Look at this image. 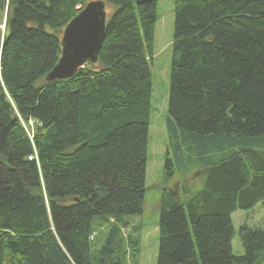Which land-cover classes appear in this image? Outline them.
Instances as JSON below:
<instances>
[{"label": "trees", "instance_id": "trees-1", "mask_svg": "<svg viewBox=\"0 0 264 264\" xmlns=\"http://www.w3.org/2000/svg\"><path fill=\"white\" fill-rule=\"evenodd\" d=\"M91 1L0 0V264H139L157 0H103L98 60L48 81ZM174 2L157 264H262L231 215L264 200V0Z\"/></svg>", "mask_w": 264, "mask_h": 264}, {"label": "rangeland", "instance_id": "rangeland-1", "mask_svg": "<svg viewBox=\"0 0 264 264\" xmlns=\"http://www.w3.org/2000/svg\"><path fill=\"white\" fill-rule=\"evenodd\" d=\"M108 11H110L108 9ZM158 20L155 29L153 56L149 61L152 76L151 111L148 135V150L145 174V200L142 214L129 218L130 227L141 225V253L139 264H157L160 246L159 219L160 202L164 184V165L167 153L168 134L166 118L171 84L172 50L175 29L174 0H157ZM3 27V26H2ZM193 174L188 185L194 188L202 186V178ZM174 178L166 185L170 192H180L181 182ZM235 234L232 240L233 253L243 255L244 248L239 231L244 225L252 228H264V200L249 209L236 210L231 215ZM133 264V263H131ZM264 264V263H262Z\"/></svg>", "mask_w": 264, "mask_h": 264}, {"label": "water", "instance_id": "water-1", "mask_svg": "<svg viewBox=\"0 0 264 264\" xmlns=\"http://www.w3.org/2000/svg\"><path fill=\"white\" fill-rule=\"evenodd\" d=\"M106 25L105 2L87 3L65 27L61 58L47 75V80L71 78L85 63L96 62L105 39Z\"/></svg>", "mask_w": 264, "mask_h": 264}]
</instances>
